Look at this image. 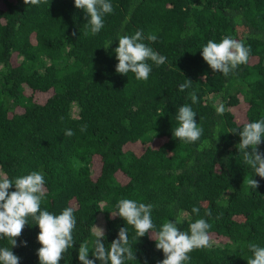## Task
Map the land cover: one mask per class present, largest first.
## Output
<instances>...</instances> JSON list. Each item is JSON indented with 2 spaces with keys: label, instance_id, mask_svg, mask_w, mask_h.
Instances as JSON below:
<instances>
[{
  "label": "trees",
  "instance_id": "trees-1",
  "mask_svg": "<svg viewBox=\"0 0 264 264\" xmlns=\"http://www.w3.org/2000/svg\"><path fill=\"white\" fill-rule=\"evenodd\" d=\"M109 2L113 12L92 35L90 18L74 0H0V174L15 179L42 171L41 210L58 215L74 208V245L58 264H81L80 243L95 237L100 214L106 247L128 229L136 260L126 264L164 259L150 234L138 238L113 216L122 198L153 205V232L167 220L188 231L204 218L212 247L193 250L189 264H247L248 244L264 247V178L244 163L238 144L244 124L264 118V0ZM137 30L155 34L145 43L167 58L159 66L149 61L146 81L115 70L118 37ZM226 35L251 48L248 62L228 76L201 55L209 40ZM186 79L192 84L180 91ZM184 105L203 129L195 143L173 136ZM68 129L74 135H65ZM257 148L264 153V138ZM252 178L257 189L248 185ZM39 232L29 217L12 248L19 264H39ZM0 247H11L7 238Z\"/></svg>",
  "mask_w": 264,
  "mask_h": 264
},
{
  "label": "clouds",
  "instance_id": "clouds-1",
  "mask_svg": "<svg viewBox=\"0 0 264 264\" xmlns=\"http://www.w3.org/2000/svg\"><path fill=\"white\" fill-rule=\"evenodd\" d=\"M47 0H24L26 5H40ZM78 9H83L90 18L87 25L92 35L101 31L104 27L105 14L113 12V5L109 0H74ZM145 40L155 42V34L146 37L142 30H137L133 35H120L118 47L114 49L118 64L116 72L122 75L133 73L137 80H147L152 71L149 61L157 66L166 63L167 58L154 51ZM106 46L105 48H107ZM251 52L250 46L244 41L224 36L219 42L209 40L202 47L201 55L204 61L214 72H220L228 76L240 65L246 64ZM192 81L186 79L179 86L180 91L189 88ZM195 92L191 94L193 103L197 102ZM225 106L217 103V114H223ZM197 114L189 105L179 108L176 116L179 126L173 130V136L179 141L195 143L202 134L203 129L194 117ZM87 126L82 125L81 132L86 131ZM65 135H74L71 129L65 131ZM240 143L238 149L243 153L244 163L251 166L255 175L264 178V153L258 151L257 146L264 138V118L255 122L245 123L239 131ZM248 149H251L249 151ZM248 185L257 189L258 181L249 179ZM15 187V191H9ZM45 177L42 171H31L29 174L11 179L0 174V239L7 238L11 247H0V264H19V257L12 248L17 246L16 238L22 233V229L28 224L31 217L38 225L40 232L37 240L41 247L37 251L39 264H58L62 254L66 253L74 245L73 231L76 227V217L73 207H66L60 214H54L47 210H41L42 200L45 198ZM117 213L124 219L127 225L134 227L136 235L143 237L150 234L155 241L157 250H162L164 259L159 264H189L190 255L195 249L212 247L209 236L211 225L204 219L199 218L188 226V231H181L178 221H165L158 231L153 232L156 225L152 220V204H145L134 199L122 198L117 204ZM192 212L199 215L200 209L193 207ZM205 215H211L206 212ZM96 239L90 249L87 243H80L78 259L81 264H126L127 261L136 260L132 245L129 243L128 229L121 227L118 237L114 239L110 247H106L104 229L94 225ZM248 249L252 256L247 259V264H264V247L255 243H249ZM92 257L89 258V252Z\"/></svg>",
  "mask_w": 264,
  "mask_h": 264
},
{
  "label": "rangeland",
  "instance_id": "rangeland-1",
  "mask_svg": "<svg viewBox=\"0 0 264 264\" xmlns=\"http://www.w3.org/2000/svg\"><path fill=\"white\" fill-rule=\"evenodd\" d=\"M43 94H40V97L41 98H43ZM139 146H140V144H138ZM137 145V143H136V148L137 149H139L140 147ZM0 173H1V171H0ZM98 219H99V224H98V226L97 227H100V228H102L101 227V224H104V221H105V218L103 217V216H101V214L99 215V217H98ZM103 229V228H102ZM94 236H93V234L87 239V241L85 242V243H88L89 242V240H91L92 238H93ZM96 238L94 237V240H95ZM88 246H89V248L91 249L92 248V246H93V243L90 245V244H88ZM91 251V250H90Z\"/></svg>",
  "mask_w": 264,
  "mask_h": 264
}]
</instances>
